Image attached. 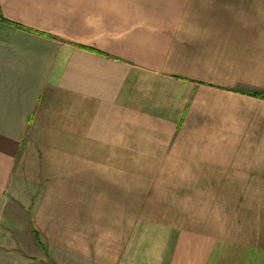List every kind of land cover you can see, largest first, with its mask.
Listing matches in <instances>:
<instances>
[{"label": "crops", "instance_id": "crops-1", "mask_svg": "<svg viewBox=\"0 0 264 264\" xmlns=\"http://www.w3.org/2000/svg\"><path fill=\"white\" fill-rule=\"evenodd\" d=\"M0 264H264V0H0Z\"/></svg>", "mask_w": 264, "mask_h": 264}]
</instances>
